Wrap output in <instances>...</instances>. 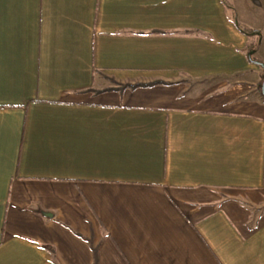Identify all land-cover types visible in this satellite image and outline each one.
I'll list each match as a JSON object with an SVG mask.
<instances>
[{
  "label": "crops",
  "instance_id": "1",
  "mask_svg": "<svg viewBox=\"0 0 264 264\" xmlns=\"http://www.w3.org/2000/svg\"><path fill=\"white\" fill-rule=\"evenodd\" d=\"M249 37L222 0H0V264H264Z\"/></svg>",
  "mask_w": 264,
  "mask_h": 264
},
{
  "label": "rangeland",
  "instance_id": "2",
  "mask_svg": "<svg viewBox=\"0 0 264 264\" xmlns=\"http://www.w3.org/2000/svg\"><path fill=\"white\" fill-rule=\"evenodd\" d=\"M233 1L234 0H232V2ZM252 5L253 7H251ZM233 6L235 8L237 20L242 26L251 29L253 26H258L261 28V34H264V0H235V4L233 2ZM231 16L233 17V11H231ZM244 34L250 36L251 45H258L257 48L255 47V53L253 54V59L258 62H253L257 65V68L252 72L249 71L247 77L253 78L254 80L257 79L259 84L258 89L260 90L263 81L262 79L264 78V40L255 34ZM250 51L251 49L247 47L246 55L248 60L252 62L248 55Z\"/></svg>",
  "mask_w": 264,
  "mask_h": 264
},
{
  "label": "trees",
  "instance_id": "3",
  "mask_svg": "<svg viewBox=\"0 0 264 264\" xmlns=\"http://www.w3.org/2000/svg\"><path fill=\"white\" fill-rule=\"evenodd\" d=\"M223 1V3H224V5H226L228 8H230L231 9V11H233V21L236 23V25L238 26V28L242 31V32H244V33H247V34H255V35H257L258 37H261V32L260 31H258V30H256V29H251V28H246V27H244V26H242L239 22H238V20H237V16H236V12H235V8H234V6H233V2H232V0H222ZM258 47V45L256 46V45H249V49H251V51H253L252 52V54L249 56V58L251 59V61L252 62H255V59H253V54L255 53V49ZM250 51V52H251ZM249 55V54H248ZM158 82H152V83H135V84H126V85H124V87H132V88H137V87H147V86H152V85H154V84H157ZM108 89H110V88H108ZM121 89V88H120Z\"/></svg>",
  "mask_w": 264,
  "mask_h": 264
},
{
  "label": "water",
  "instance_id": "4",
  "mask_svg": "<svg viewBox=\"0 0 264 264\" xmlns=\"http://www.w3.org/2000/svg\"><path fill=\"white\" fill-rule=\"evenodd\" d=\"M253 51L249 52V56L252 54ZM256 62V61H255ZM258 63V62H256ZM261 91L262 93L264 94V78H263V81H262V86H261Z\"/></svg>",
  "mask_w": 264,
  "mask_h": 264
},
{
  "label": "flooded vegetation",
  "instance_id": "5",
  "mask_svg": "<svg viewBox=\"0 0 264 264\" xmlns=\"http://www.w3.org/2000/svg\"><path fill=\"white\" fill-rule=\"evenodd\" d=\"M263 80V79H262ZM260 91H261V88H260ZM261 93H262V91H261ZM262 95L264 96V94L262 93Z\"/></svg>",
  "mask_w": 264,
  "mask_h": 264
}]
</instances>
